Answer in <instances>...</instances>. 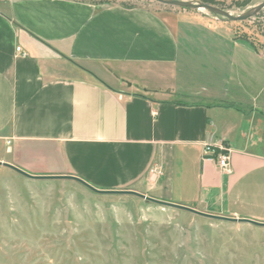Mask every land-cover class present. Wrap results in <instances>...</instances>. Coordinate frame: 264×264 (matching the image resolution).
Masks as SVG:
<instances>
[{
    "label": "crops",
    "instance_id": "obj_1",
    "mask_svg": "<svg viewBox=\"0 0 264 264\" xmlns=\"http://www.w3.org/2000/svg\"><path fill=\"white\" fill-rule=\"evenodd\" d=\"M181 47L170 23L146 8L0 0V166L264 224V103L126 91L82 65L177 67ZM207 146L231 150L228 172L205 156Z\"/></svg>",
    "mask_w": 264,
    "mask_h": 264
},
{
    "label": "rangeland",
    "instance_id": "obj_2",
    "mask_svg": "<svg viewBox=\"0 0 264 264\" xmlns=\"http://www.w3.org/2000/svg\"><path fill=\"white\" fill-rule=\"evenodd\" d=\"M81 1L149 9L180 37L177 67L82 64L112 87L170 91L168 97L184 102L197 101L188 97L197 91L200 98L232 108L264 103V9L253 12L264 0H178L235 17L253 12L242 21L157 0ZM111 71L127 83L108 77ZM125 195L95 192L72 179H34L0 166V264H264V226Z\"/></svg>",
    "mask_w": 264,
    "mask_h": 264
},
{
    "label": "water",
    "instance_id": "obj_3",
    "mask_svg": "<svg viewBox=\"0 0 264 264\" xmlns=\"http://www.w3.org/2000/svg\"><path fill=\"white\" fill-rule=\"evenodd\" d=\"M158 2L160 3H163V4H166V5H173V6H179V7H183V8H195V9H205V10H208L210 11L211 13L213 14H217L219 16H222V17H225L231 21H242V20H245V19H248L253 12H257V11H260L262 9H264V3L259 5L258 7H256L252 13H248L246 15H243V16H238V17H235V16H232L231 14L223 11V10H220L218 8H215V7H212L210 5H207V4H194V3H189V2H184V1H178V0H157ZM7 167H10L11 169L17 171L18 173L24 175V176H27V177H30V178H34V179H54L53 177H36V176H32V175H29L17 168H15L14 166H11V165H5ZM70 179H74L80 183H82L83 185H85L86 187H88L89 189L95 191V192H99V193H123V194H134L136 196H139L141 198H144V199H148V200H153L147 196H144V195H141V194H138V193H134V192H125V191H114V192H111V191H100V190H97L96 188L86 184L85 182L77 179V178H70ZM155 201V200H153ZM184 209L186 210H189L191 212H194L198 215H201V216H205V217H220V216H214V215H210V214H205V213H202V212H199L197 210H194V209H191V208H188V207H183ZM222 218V217H221ZM240 221H246V222H249V223H252V224H255V225H260V226H264V224L262 223H258V222H255V221H251V220H240Z\"/></svg>",
    "mask_w": 264,
    "mask_h": 264
},
{
    "label": "built area",
    "instance_id": "obj_4",
    "mask_svg": "<svg viewBox=\"0 0 264 264\" xmlns=\"http://www.w3.org/2000/svg\"><path fill=\"white\" fill-rule=\"evenodd\" d=\"M18 53L21 52V48H18ZM24 55V54H23ZM10 144V142H8ZM205 156L216 162L219 169L228 172L231 162V150L226 146H220L219 151H215L214 147L207 146L205 150Z\"/></svg>",
    "mask_w": 264,
    "mask_h": 264
},
{
    "label": "trees",
    "instance_id": "obj_5",
    "mask_svg": "<svg viewBox=\"0 0 264 264\" xmlns=\"http://www.w3.org/2000/svg\"><path fill=\"white\" fill-rule=\"evenodd\" d=\"M93 77H95L96 79H98L99 80V78H97V76H95V74H93V73H90ZM114 74L116 75V73L114 72ZM117 76V75H116ZM120 79V78H119ZM121 80V79H120ZM123 82H125L124 80H122ZM125 83H127V82H125ZM168 93H170V91H168ZM169 95H171V93L169 94Z\"/></svg>",
    "mask_w": 264,
    "mask_h": 264
}]
</instances>
